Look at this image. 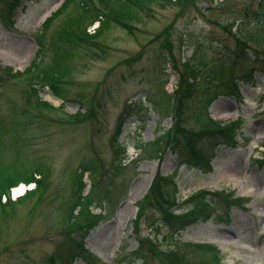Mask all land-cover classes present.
<instances>
[{"label": "rangeland", "instance_id": "rangeland-1", "mask_svg": "<svg viewBox=\"0 0 264 264\" xmlns=\"http://www.w3.org/2000/svg\"><path fill=\"white\" fill-rule=\"evenodd\" d=\"M62 1H23L11 21L0 3V65L22 70L37 58L40 43L36 38L45 45L41 64L28 76L24 71L1 80L0 161L5 168L30 170L41 163L49 169L38 192L0 210V264H59L60 258L66 262L76 253L71 239L78 241L80 232H66L63 219L70 210L76 189L72 179L79 169L87 171L81 197L87 195L88 208L102 217L84 239L86 252L74 264H206L208 255L195 258L191 248L183 245L185 241L216 244L222 264H264V164L254 160L261 159L264 151V73L246 58L223 64L239 47L240 26L252 35L261 33L264 0L259 10L254 9L259 0L153 1L139 10L132 31L111 22L92 41L95 45L75 49L62 38L66 14L46 28L42 24ZM68 10H73L72 4ZM258 17L263 23L253 25ZM95 25L88 28L92 31ZM242 37L252 48L264 51L263 40H252L249 34ZM17 43L26 44L19 57L12 53ZM220 43L222 47H217ZM62 50L73 51L74 58L68 61L70 72L60 79L63 95L57 98L48 85L41 84L40 75ZM197 59L207 62L202 74L214 73L222 85L209 106L211 116L223 123L240 119L235 144L215 143L211 134L197 142L204 157L215 147L209 166L203 168L188 164L186 154L179 158L167 143L160 145V158L145 145L166 129H172L176 143L183 130L201 129L196 116L203 111L206 91L199 93L196 86L188 90L174 87L183 79L187 62L197 69ZM65 60L61 59V69ZM244 73L249 75L244 77ZM234 81L239 96L230 92ZM28 82L37 86L42 99L64 107L34 108L27 101ZM194 94L197 98L187 104ZM138 97L148 112L138 111L121 128L116 140L126 152L118 159V149L113 147L118 118L126 102ZM79 108L86 112L89 108V116L72 118ZM156 171L171 175L177 186L175 212L189 204L182 199L201 190H221L234 198L214 197L204 205L206 219L179 230L177 236L165 233L180 228L179 220L169 228L170 217L163 219L158 208L147 206L139 233L150 232L154 245L144 242V247L139 244L141 235L135 232L134 220ZM152 218L163 219L161 232L148 228ZM174 245L180 260L174 259L176 252L168 247ZM136 247H142L144 263ZM160 247L168 249L155 253Z\"/></svg>", "mask_w": 264, "mask_h": 264}, {"label": "trees", "instance_id": "trees-1", "mask_svg": "<svg viewBox=\"0 0 264 264\" xmlns=\"http://www.w3.org/2000/svg\"><path fill=\"white\" fill-rule=\"evenodd\" d=\"M13 1L15 0H0V3H3L5 9H9L12 6ZM153 1L163 2L165 0H64L58 7V9L54 11L52 15L45 20L43 27H47L49 23L58 15L66 14L65 23L63 27L65 29V36L62 38L69 42L72 47L78 45L92 46V41L99 37L102 34L103 30H105L111 22H117L118 24H121L122 27L127 28L129 31H132L133 25L131 23L133 21L139 20V10H141L144 5H148ZM167 1L172 2L171 0ZM71 4L73 5V10H68V6ZM100 6L106 8V10H101ZM94 21H99V25L93 33H88L86 31V28ZM252 23L256 26L260 25L263 23V19H261L260 17L255 18ZM239 29L242 36H247L249 34L252 40L261 39L264 41V27L262 28L261 33L259 35H252L251 33H248V29L242 31L241 26ZM242 36L236 37L239 47H237V51H234V53L232 52L228 55V57L224 58L223 64L232 65L235 64V61H237V59L246 58L252 60L254 65L257 66L255 68L258 71L264 73V51L258 48H252L251 45L248 44L245 38ZM93 45H95V43ZM217 47H222V44L220 43V45H218ZM72 56L73 53H70L68 50H62L57 52L56 55L53 57L54 61L48 64L47 67L44 68V70L41 72V82L49 84L53 92L57 95L62 94V89L56 83V78L61 79L66 75V73L69 72L70 67L68 66V61L71 60ZM62 58L66 59L65 68L63 69H61ZM206 66V61H199L197 59V69L195 68L196 66L191 67L194 71H196L197 75L195 73L191 74L192 81H189L188 78L183 76V79H181L178 84V87L181 88L180 90H188L190 88H195L196 86L197 90L200 87L199 93H201L202 91H206L203 97V111L202 113L196 116V121L199 122V128L201 129L195 131L183 130L182 133H180V138H178V143H176L175 141V134H171L172 129H167L163 132V134L158 135L155 141L145 143L149 153H153V151H155L157 152L158 156V153L161 151L160 145L162 143H167L168 145H170L171 148H173L179 158H182V156L186 154V162H188V164L194 167L203 168L209 166V162L214 156V147L207 155V157H204L203 150L197 147V142H199V140L204 135L211 134L215 138V143L218 144H235L236 130L238 128V123L240 120L239 117L230 120L226 123H223L218 119L212 118L208 112L209 104L213 99H215L219 95L218 89L222 85L220 84L219 77H216L214 73H208L207 75H205L206 73L202 74V69L206 68ZM28 70L30 69L28 68ZM248 75H245L244 73V77ZM197 78L199 80H197ZM209 86H211L210 90ZM177 90L175 91V94ZM230 92L234 96H239V86L237 82L234 81V83H232L230 87ZM35 93L36 91H34V94ZM175 94L172 95L173 99ZM35 96L36 97H34V95H28L27 101L30 104L34 102L37 108L48 107V103L46 101L38 98L36 94ZM168 96L170 98V94ZM197 96L198 94H194L192 98L188 97L190 99L188 100L187 104L193 103ZM135 106L136 108L132 106L128 107L129 114L131 111L137 112V109H141L142 102L139 101L138 103H136ZM72 116H74L76 120H79L80 118L84 117L85 114L83 112L77 111ZM119 133L120 132H116L115 136H117ZM254 160L258 161L261 164H264V151L262 152L261 159L256 158ZM180 163H182V161H180ZM48 172L49 169L43 166L41 163L32 166L30 170H18L15 166L5 168L3 167L0 161V210L3 212L5 209L4 207L8 205L9 207H13V204L15 203V201L11 200H7L6 202H3L1 200L4 187L16 185L20 181L26 183L35 181L36 187L32 190H28L25 195L18 198L17 201L29 198L40 190L43 181L46 180V177L48 176ZM34 174H37L39 177L35 178ZM82 175V172L76 173V175L72 179L73 183L76 185V189L74 190L71 206H79V209L75 214H70L63 219L64 229L66 230V232L69 233L78 231L80 232V238L78 239V241L73 238L71 239L72 248L75 250L76 253L72 254L66 262H63V258H61L62 264H73L74 260L77 257H80L86 252L84 239L90 229H92V227L96 225L102 217L101 214L94 213L88 208L90 200L86 199L87 195H85L86 197L84 199L81 197V192L83 191V188L85 186V182L82 179ZM170 187H172V192H170L169 190ZM175 194V185L169 184L168 177L163 178L159 175H156L153 179V183L149 191L140 201L139 215L142 214V212L146 209L147 206H154L158 208L160 212H162L163 219L170 217L168 218L169 226L170 224H174L176 220L181 221L182 219H185L186 222H189L190 220L185 217V214H175L168 211L172 204L176 201ZM216 196H225V198H227L225 199V201H227L228 199L233 200L234 198L231 194H228L221 190L198 191L197 193L192 194L188 197L191 202L189 209L190 211L187 213L188 216H190V214H194L196 210L204 212V205H208L209 202L215 199L214 197ZM74 198L77 200L74 201ZM221 212L222 211H219L220 214ZM155 222L156 219L152 218L151 223L153 226ZM186 247L191 248V253L204 255L207 254L208 258L206 257V264H222L220 256L218 254V249L213 244L187 243ZM136 250L138 251L137 255L142 256L141 258H143L144 263L146 261V257L141 251L142 247H138ZM48 264H53V262L48 261Z\"/></svg>", "mask_w": 264, "mask_h": 264}, {"label": "bare ground", "instance_id": "bare-ground-1", "mask_svg": "<svg viewBox=\"0 0 264 264\" xmlns=\"http://www.w3.org/2000/svg\"><path fill=\"white\" fill-rule=\"evenodd\" d=\"M23 47H26V44H23V43H20V44L17 43V44H15L14 50L12 51V53L15 56H18V57L21 56L22 55V51L21 50H22ZM23 189H24V186L21 184V185H19V186H17V187L14 188L13 193L16 194L18 192H22Z\"/></svg>", "mask_w": 264, "mask_h": 264}]
</instances>
